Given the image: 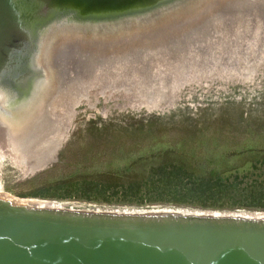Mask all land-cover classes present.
Masks as SVG:
<instances>
[{
  "label": "water",
  "instance_id": "95a60500",
  "mask_svg": "<svg viewBox=\"0 0 264 264\" xmlns=\"http://www.w3.org/2000/svg\"><path fill=\"white\" fill-rule=\"evenodd\" d=\"M261 1L0 0V127L14 135L33 124L71 77V61L154 57L238 3ZM0 264H264V211L0 194Z\"/></svg>",
  "mask_w": 264,
  "mask_h": 264
},
{
  "label": "rangeland",
  "instance_id": "374dc122",
  "mask_svg": "<svg viewBox=\"0 0 264 264\" xmlns=\"http://www.w3.org/2000/svg\"><path fill=\"white\" fill-rule=\"evenodd\" d=\"M254 27L227 47L216 43L202 63L170 66L154 82L155 102L138 97L137 89L132 95L95 92L90 101L81 99L70 133L44 169L24 176L8 154L0 156L3 194L77 206L145 208L29 195H62L61 179L123 166L164 149L181 151L183 161L195 168L223 169L224 153L264 144V25ZM164 83L165 90L157 91Z\"/></svg>",
  "mask_w": 264,
  "mask_h": 264
},
{
  "label": "bare ground",
  "instance_id": "6f19581e",
  "mask_svg": "<svg viewBox=\"0 0 264 264\" xmlns=\"http://www.w3.org/2000/svg\"><path fill=\"white\" fill-rule=\"evenodd\" d=\"M245 5L243 2L238 3L230 12L227 11V16L222 14L203 23V26H197L191 34H185L172 50L166 53L161 51L154 57L145 56L142 50H133L124 55L123 52L114 53L96 61L88 59L90 62L87 59L76 63L69 60L74 70L71 77L65 81L64 88L54 93L33 124L14 135L6 132L8 127H0V156L8 154L24 176L44 169L53 161L70 133L76 117L75 107L81 99L89 100L95 92L106 96L115 92V95H119L124 90V93L132 95L137 89L138 97L145 96L150 102H155L159 92H152L155 89L154 82L159 76L165 77L170 66L184 63L186 66L192 61L202 63L206 53L216 43H224L223 46L227 47L229 40L250 30L252 23L254 28L264 25V0L259 5ZM130 46L133 44L124 47L129 49ZM161 87L157 91H164L166 83ZM3 192L0 184V194Z\"/></svg>",
  "mask_w": 264,
  "mask_h": 264
},
{
  "label": "trees",
  "instance_id": "16d2710c",
  "mask_svg": "<svg viewBox=\"0 0 264 264\" xmlns=\"http://www.w3.org/2000/svg\"><path fill=\"white\" fill-rule=\"evenodd\" d=\"M179 152L164 149L123 166L76 173L58 181L62 195L29 196L107 205L264 211V144L224 153L223 169L195 168Z\"/></svg>",
  "mask_w": 264,
  "mask_h": 264
},
{
  "label": "flooded vegetation",
  "instance_id": "af4514ba",
  "mask_svg": "<svg viewBox=\"0 0 264 264\" xmlns=\"http://www.w3.org/2000/svg\"><path fill=\"white\" fill-rule=\"evenodd\" d=\"M88 101H90V100H88Z\"/></svg>",
  "mask_w": 264,
  "mask_h": 264
}]
</instances>
